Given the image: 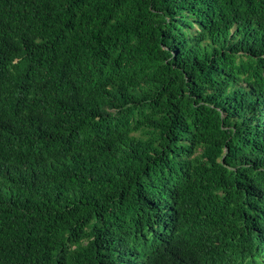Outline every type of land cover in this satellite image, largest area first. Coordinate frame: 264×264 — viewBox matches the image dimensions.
Masks as SVG:
<instances>
[{
    "label": "trees",
    "instance_id": "1",
    "mask_svg": "<svg viewBox=\"0 0 264 264\" xmlns=\"http://www.w3.org/2000/svg\"><path fill=\"white\" fill-rule=\"evenodd\" d=\"M0 264H264V0H0Z\"/></svg>",
    "mask_w": 264,
    "mask_h": 264
}]
</instances>
